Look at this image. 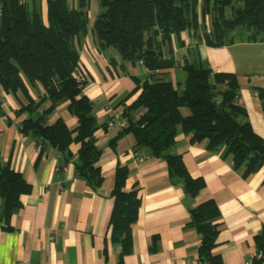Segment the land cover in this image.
<instances>
[{
  "label": "trees",
  "instance_id": "trees-1",
  "mask_svg": "<svg viewBox=\"0 0 264 264\" xmlns=\"http://www.w3.org/2000/svg\"><path fill=\"white\" fill-rule=\"evenodd\" d=\"M198 5L199 0H102L93 26L100 49L117 54L121 66L143 61L147 70L154 71L145 78L132 77L134 90L118 103L128 125L110 145L114 147L120 137L133 134L136 149L146 148L153 157L164 160L170 179L192 198L205 187V181L192 177L182 156L174 153L180 132L191 134L192 142L207 141L210 151L232 157L234 168L243 169L245 177L264 167V138L253 130L245 109L237 103L240 85L235 74L216 73L208 62L184 60L180 64L186 73L183 84L160 76L175 67L170 44L174 36L185 31L199 35L203 26L204 41L212 47L238 41L264 42V0H202L203 23L199 22ZM207 16L210 20L206 29ZM87 26L85 3L73 8L66 0H47L44 14L38 3L0 0V87L27 100L16 114H29L20 130L36 140L40 154L51 149L61 153L67 163L73 159L70 145L80 144L74 160L76 174L98 188L104 180L98 166L103 150L96 145V132L101 126L94 103L84 93L88 82L78 49ZM111 62L115 64L113 58ZM79 75L83 77L81 82ZM38 85L45 93L35 100L29 88ZM259 95L264 113L263 88H259ZM64 102L78 121L74 130L62 119L50 121ZM182 108H187L190 115L183 116ZM103 128L107 130V125ZM129 174L127 166L118 165L112 190L111 238L122 246L120 262L132 252V224L141 204L138 187L126 190ZM30 190L22 174L0 156V219L6 230H12L10 219L22 207L21 197ZM190 215L188 226L200 236V262L222 264L213 253L220 234L217 204L209 200L191 209ZM256 245L262 257L254 259L253 264H262L264 231L256 236Z\"/></svg>",
  "mask_w": 264,
  "mask_h": 264
},
{
  "label": "crops",
  "instance_id": "crops-1",
  "mask_svg": "<svg viewBox=\"0 0 264 264\" xmlns=\"http://www.w3.org/2000/svg\"><path fill=\"white\" fill-rule=\"evenodd\" d=\"M20 1L38 3L46 13L47 0ZM66 1L73 8L87 4V35L78 49L88 82L84 93L94 103L101 126L96 132V145L103 150L98 166L104 180L94 188L76 174L78 143L70 145L73 159L67 163L61 153L51 149L40 154L36 140L20 130L29 114H16L27 100L0 87V156L31 186L30 192L21 197L22 207L10 219L12 230H6L7 225L0 219V264H202L198 254L200 236L188 225L191 209L209 200L220 210V234L213 253L222 264H243L253 258L257 254L256 236L264 231V167L245 177L243 169L234 168L232 157L210 151L207 141L195 143L191 134L180 132L174 153L182 156L192 177L205 181V187L192 198L170 179L164 160L153 157L146 148L136 149L133 134L123 135L112 147L110 142L120 130H105L103 126L112 112H123L118 103L134 90L132 77L145 78L148 70L139 64L123 67L112 50L100 49L93 26L102 0ZM201 1L198 16L203 23ZM204 20L207 29L210 18ZM203 33L202 26L199 35L185 31L174 36L170 48L180 56V62L160 76L183 84L186 73L180 64L184 60L208 62L216 73L235 74L240 85L237 103L245 109L253 130L264 138L259 95V88L264 89V42L238 41L212 47L205 43ZM29 89L35 100L45 93L41 85ZM181 112L190 115L187 108ZM139 114L141 111L136 116ZM59 119L70 130L78 126L68 111V102L56 108L50 121ZM118 165L129 168L126 190L138 187L141 201L138 218L132 224V252L122 262V246L111 238L110 228Z\"/></svg>",
  "mask_w": 264,
  "mask_h": 264
},
{
  "label": "built area",
  "instance_id": "built-area-1",
  "mask_svg": "<svg viewBox=\"0 0 264 264\" xmlns=\"http://www.w3.org/2000/svg\"><path fill=\"white\" fill-rule=\"evenodd\" d=\"M173 57H174L176 64H179L180 56L173 54ZM138 64L145 67L143 61H139ZM148 73L154 74V71L148 70ZM78 81L81 82L82 78L78 77ZM106 125H107V130L112 131L115 129H119L121 131L123 128L127 127L128 120L122 117V113L115 111V112H112V114L110 115L108 121L106 122ZM261 257H262V254L257 252V254L253 258L246 260L243 264H253L254 259H260Z\"/></svg>",
  "mask_w": 264,
  "mask_h": 264
}]
</instances>
